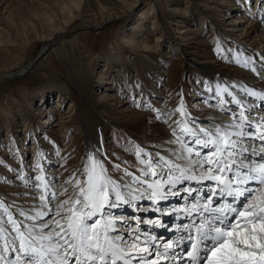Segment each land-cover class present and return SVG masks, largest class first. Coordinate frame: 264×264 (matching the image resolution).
Segmentation results:
<instances>
[{
  "label": "rangeland",
  "instance_id": "rangeland-1",
  "mask_svg": "<svg viewBox=\"0 0 264 264\" xmlns=\"http://www.w3.org/2000/svg\"><path fill=\"white\" fill-rule=\"evenodd\" d=\"M18 1L7 0L5 5L0 6L2 18L10 13L14 26L18 25L19 19H24L25 15L19 13ZM20 1L27 4L29 10L32 9L31 5L34 6L35 3V0ZM100 1L86 0L84 15L80 14L81 18L71 24V28H75V30L71 29L62 36L61 48L52 45L25 73L0 80V108L20 105L19 113L10 118L11 125L9 127L4 124L3 120H0V205H3L0 207V225L5 231L12 228V225L8 223L9 215L15 217V221L21 225V231H25L24 225L32 227L45 221L55 227L54 220L60 218L55 215L58 205L78 191L74 187L76 179H79L81 184L85 181V166L88 165L86 160L87 147L85 131L80 126L79 112L84 114L86 110L89 111V117L93 118L91 127H94L96 122L99 123L100 144L104 150L102 160L108 174L113 179L123 177L125 170L134 174L135 177H141L143 170L148 172V175L141 177V179L156 180L146 164L140 162L143 159L146 162L152 161L154 165H161V167L155 168L158 173H162L156 178L165 180L168 175L165 174L166 167H163L164 162L160 158L173 157L174 155L161 151L164 148L162 141L171 140L179 148L181 147L176 136L173 135V131L181 135L177 121L183 122L187 117L190 124L195 125V129L205 128L213 131L214 125L227 126L231 124L239 117L234 119L233 115L216 108L217 105H221L218 97L225 100V105L222 104L225 107L228 104H233L228 106L238 108L236 106L240 104L236 102L235 96L229 95V98H226L225 95L218 92L225 94L224 92L227 93L228 89L235 88V93H240L239 87H236L232 80V76L237 72L251 74L253 65L254 68L259 69L260 73L262 72L261 67H264V62L260 63L261 56H258V53L249 52V48H247L251 47L249 42L253 40L256 31L250 30L251 33L246 38L249 42L245 43L246 40L241 39L240 32L227 29L228 24L237 25L240 23L239 25L245 26L249 21L248 15L241 22L236 17V9L241 4V0H206L207 2L190 0L186 12L188 15H192L193 19H187L188 21L178 34L183 37L181 32L186 33L191 28L190 26H193L192 24H197L198 27L201 25V37L199 39L207 42V47L203 49L205 53L195 55L199 53L198 46L193 45L194 42H197L196 39L193 40L195 35L191 34L190 39H180L176 31L170 29V22L167 20L168 16L165 10L158 8L157 13L154 11V15L157 14L156 20L159 21L160 26L166 28L167 32L162 30L161 32L164 34L160 35L159 26H155L153 32L156 31V37L160 35L163 42H160L159 50L149 52V54L153 53L152 58L156 57L153 62L156 64L160 62L163 65L161 69L160 67L159 70L151 65L142 64L147 63L150 58L142 63L136 62V68L129 67V63L122 60L120 70H126L125 78L121 77V80L115 81L116 84L113 83L102 90L99 82L95 80L92 66L103 58L108 52V48L119 38L121 31L128 28L131 21L128 17L117 15L118 18H112L103 23L104 15L99 13L103 8L113 9L110 14H120V10L116 7L107 6ZM113 1L122 4L127 3L128 0ZM154 1L159 6L164 3L166 5L172 3L170 0L168 2L165 0ZM183 3L185 1L180 0L179 5L183 7L185 5ZM207 4L210 6L209 9L205 8ZM256 6L260 7V4H256ZM129 8L130 2L123 9L129 10ZM255 9L250 10L248 8L247 13L254 12ZM21 12H23L22 9ZM122 12L124 11L122 10ZM175 19L179 20V18ZM86 20L88 24H85ZM234 20L235 22H233ZM149 21L147 26L151 28L154 21L151 19ZM34 32L36 31L27 32L25 35ZM166 37L179 43L181 54H178L177 48H174V52H170L167 43L170 41H166ZM33 38L32 43L26 48H22L21 44L18 43L14 50L8 53L0 51V75L12 67L21 66L25 62L33 60L38 52H41L44 40L39 37L38 39ZM139 47L141 49L142 45ZM139 47L134 48L139 50ZM141 52L139 55H147ZM192 53L195 54L192 55ZM123 54L125 55V53ZM131 56L134 57L132 53ZM189 59L193 60L194 63L188 62ZM177 63L180 64V68L174 72L169 67L172 64L177 65ZM198 63H207L219 73L220 77L217 78L216 82L207 80L203 76ZM40 91H43V96L40 95ZM114 92L118 94V100H115L117 95ZM102 94L108 99L105 106L102 105L104 104L102 100L100 101ZM241 95L244 96V94ZM242 96L240 98H243ZM245 98L249 99L246 96ZM69 104L73 106L71 108L73 109L72 115H67V119L63 122L64 126H60L62 117L59 114L67 113ZM181 105H183L186 117L181 116L176 111ZM238 109L237 115L242 111L241 106ZM130 113L134 114V117H130ZM262 115L264 116V110ZM48 116L50 123L44 125L43 119ZM206 116L210 118L205 119ZM214 117L222 118L226 122L222 124L209 122L211 128L206 127L208 120L211 121ZM249 118L253 120L252 117ZM197 121L198 123L195 124ZM254 127L256 131L258 128L264 130V123H259L258 127L256 125ZM8 130L9 132H7ZM94 132L97 133L95 129ZM254 142L260 145L264 144V141L258 139L244 138V146L252 147ZM138 149L142 150L140 157H137ZM193 159H195L194 156ZM178 163L181 164L182 161L178 160ZM116 165H119V170H117ZM174 173L178 174V170L175 169L174 172H171V174ZM195 174L200 175V172L197 171ZM41 175L45 177L48 188L56 194L55 198L52 194L50 195L54 202L46 206L48 212L51 209L49 215L44 216L43 219L31 220L12 213L10 208L14 205L13 201L21 200L20 191L27 184L34 193L36 192L37 196H35L36 201L33 203L35 204V211H25L26 218L28 216L35 217L37 212H45V208L40 207L42 188L40 181L36 179ZM67 181L71 182L66 183ZM182 183L186 189L195 190L190 182L182 181ZM147 192L141 194L143 200H146L145 194ZM180 195L183 199L189 194L184 193V191L183 194L182 192L178 193L179 199ZM132 197L130 198L129 195L127 198L129 203L133 202ZM190 200L192 201L193 198ZM118 206L120 205L118 204ZM132 207L122 211L123 216H125L123 217L124 221L122 220V223L118 225L127 227L131 223L134 225L132 230H136L145 237H152L145 231L142 233L143 228L145 229L144 224L148 223L144 220L152 213L147 214L143 211L144 208H139L135 217L133 209L136 207ZM5 208L7 212L4 211ZM106 211L112 218L119 217L121 213L120 211L119 213L112 212L111 215L109 210ZM162 213L163 211L161 213L159 211V215ZM12 214H16L18 219ZM51 215H53L52 218H50ZM140 216L144 219L142 224ZM158 216H152L149 221L161 220ZM124 229H129L127 232L132 231L130 227ZM132 233L128 232L124 237L130 240L133 237ZM44 234H48V229H44ZM110 235L115 237L113 232ZM0 237L8 241L3 233H0ZM19 243L17 237L12 241V247L16 250L11 258V263L17 261L16 254Z\"/></svg>",
  "mask_w": 264,
  "mask_h": 264
},
{
  "label": "snow or ice",
  "instance_id": "snow-or-ice-1",
  "mask_svg": "<svg viewBox=\"0 0 264 264\" xmlns=\"http://www.w3.org/2000/svg\"><path fill=\"white\" fill-rule=\"evenodd\" d=\"M247 91L249 95L264 100V95ZM176 111L186 117L183 105ZM188 123L187 117L183 122L177 121L180 132L191 136L193 145L212 150L202 155L199 149L184 142L183 135L173 131L183 149L177 160L185 161L186 166L161 157L163 167L169 169V175L165 180L156 179L148 184V188L152 189L151 196L166 198L163 196L164 186L171 185L168 191H172L177 183L184 180L215 181L216 187L210 189L211 195L203 198L207 202L196 203L188 211L189 215L196 212L204 219L198 226H186L195 227L199 234L198 237H189L196 242L192 243V251L186 252V255L191 258L192 264H264V144L260 145L258 151L254 147L244 146L245 137L264 141V130L258 128L255 134L246 131L251 128V124L243 110L238 121L227 126L214 125V131L190 128ZM141 151L137 150V157H140ZM193 156L196 158L193 159ZM88 161L83 184L76 179L74 187L78 191L58 205L55 215L60 218L54 220L55 227L45 221L32 227L24 225L25 231H21V225L11 215L8 216V223L20 241L19 251L28 257L25 264H117V261L132 264V260H138V264H159L161 260H168L170 255H174L170 253L174 243L168 241L163 244L164 252L157 250L156 258L148 261L146 254H152L148 239L142 240L139 235H133L130 240L121 235H110L116 231L117 218L110 217L106 210L117 207L118 202L130 201L122 194L121 184L108 175L100 160L89 155ZM140 162L146 164L153 177L162 175L155 170L161 165L143 159ZM116 168L119 170V165ZM173 168L178 170V176L171 174ZM197 171L200 172L199 177L195 174ZM125 175L131 173L125 170ZM146 175L148 172L142 170L141 177ZM141 177H134L133 182L145 183ZM36 179L46 191L48 185L45 177L41 175ZM250 184L255 187H249ZM185 190L191 196L192 190ZM52 196L55 198L56 194L52 193ZM225 196L231 197L232 202L226 203L224 207L213 206L214 198ZM132 199L137 197L133 196ZM40 200L47 206L44 195H41ZM4 211L7 212V209ZM49 212H37L35 217L28 216L27 219H43ZM44 229H48L47 235ZM3 232L4 228L0 225V233ZM157 239L155 236L150 237L151 242ZM205 240L209 243L204 245L205 252L201 258V243ZM132 252L139 255L133 256Z\"/></svg>",
  "mask_w": 264,
  "mask_h": 264
},
{
  "label": "bare ground",
  "instance_id": "bare-ground-1",
  "mask_svg": "<svg viewBox=\"0 0 264 264\" xmlns=\"http://www.w3.org/2000/svg\"><path fill=\"white\" fill-rule=\"evenodd\" d=\"M165 1L168 2V0H165ZM170 1H172L171 4L166 5V3H164V4H162V6H159L154 0H128L127 3L124 2L122 4H118V2H114L113 0H101L100 1V2H103L107 6L109 5L112 8L116 7L120 10V14H118V13L110 14L113 9L110 10L109 7H107V9L103 8L101 10V12H99V13H101V15H104L103 23L109 21L112 18H118V17H116L117 15H120L119 17H126V18L128 17V19L131 21L128 28L122 30L120 35H119V38L116 41H114V43L110 46V48H108L109 50L103 56V58L101 60L97 61L96 63H94L93 64L94 66H92L95 80L97 82H99L98 84H100V87L102 90L107 88V86H111L113 83L116 84L115 81L117 82L118 79L121 80L120 79L121 77L125 78L126 70H122V69L120 70L122 60H125L126 63H129V67L136 68V66H135L136 62L142 63L145 60H147L148 58H150L147 63H142V64H144V65L148 64V65H151L152 67L158 68V69L160 67V69H161V67L163 65L160 62H157V64H156V62H153L156 60L155 59L156 57L152 58L153 53L149 54V52H152V51L156 52L157 50H159L160 42H163V40H161L160 35L164 34V32H161V31L165 30V32H167V30L165 27L160 26L159 21L156 20L157 14L154 15V11H155V13H157L158 8L159 9L163 8L165 10V13L168 16L167 20L170 22L169 23L170 29L176 31L177 34L185 26V23L188 20L193 19L192 15L190 16L186 12L188 10L190 0H184L185 3H183V4H185V5L183 7H181L179 5L180 0H170ZM201 1L207 2L206 0H201ZM249 1H251L252 3ZM6 2H7V0H0V6L3 4L5 5ZM129 2H130L129 10H124L123 8L125 6H127ZM256 4L257 5L260 4V7L256 6ZM18 5H19V10H20L19 13L21 15L25 14L24 19H19V22L17 23L18 25L14 26V22L12 21V16L10 13H8V16H6L4 18H2V15H0V51H3L4 53H8L9 51L14 50V47L18 43L21 44L20 46H22V48H26L29 44L32 43L31 40L33 37L35 39H38V37H39V38L44 40L43 48H42L40 53L38 52V54L33 58V60L27 61L24 64H22L21 66L19 65L17 67H12L10 70H7L4 74H1L0 80L7 79L11 76H15V75L25 73L43 55V53L48 48H50L52 45H56L59 48H61L62 36L71 29L75 30V28H71V24L73 22H75L77 19H80L81 15H84V12L86 11V10L84 11V9H86L85 8L86 7V0H35V3L33 4L34 6L31 5L32 9H30V10L27 8L28 7L27 4H25L23 1L19 0ZM25 8H27V9L24 10ZM205 8L209 9L210 8L209 4H207L205 6ZM248 8L250 10L254 9V8H256V9L254 10V12L247 13ZM21 9L23 10V12H21ZM104 10H105V12H103ZM122 10L124 12H122ZM236 10H237V16L236 17L239 19V22L243 21V19L246 17V15H248L249 21L245 26L239 25L240 23L237 25L236 24H232V25L228 24L227 29L230 31H233V32H240L241 36H242L241 39H243V40H246V38H248V36L251 33L250 30H255L256 33H255L253 40L250 42L248 40H246L245 43L249 42V45L251 46V47H247V48H249V52L251 51V53L252 52H254L256 54L258 53L257 55L261 56V62L260 63L264 62V2H262V0H241V4L239 5V7ZM252 14H254V15H252ZM169 16H170V18H169ZM175 18H179V20H176ZM150 19L154 21L153 26L151 28H149L147 26V24H148L147 22H150L149 21ZM182 19H183V22H182ZM180 22H181V24H180ZM233 22H235V20ZM85 24H88L87 20L85 21ZM156 25H158L159 29H160V33H159L160 35H157L158 37H156V34H155L156 31L153 32ZM192 25L193 26H190L191 28H189L186 31V33L184 31L181 32L183 37H181L179 34L178 35L180 36V39L186 40V39L191 38V34H194L195 37L193 38V40L196 39L197 42H194L193 45L198 46L197 48H199V53H197V54L192 53V55L193 54L203 55L205 53V52H203V49L207 47V42L204 41L203 39H199L201 37V25H199V27L197 24H195V25L192 24ZM83 28H86V27H83ZM34 30L36 32L25 35L27 32H30V31L33 32ZM188 34H190V35H188ZM34 35H36V36H34ZM152 39H153V42H152ZM170 39L171 38H168V37L165 38L166 41H170V42H167L168 46L170 48V52L171 51L174 52V48H177L178 54H181L182 51H181V48L179 46V43L175 42L174 40H170ZM140 45H142L141 49L139 47ZM134 47H139V50L135 49ZM140 52L147 54V55H139ZM123 53H125V55ZM131 53L134 55V57L133 56L130 57ZM190 61H192L194 63L193 60L189 59L188 62H190ZM198 67L200 68L199 69L200 72L203 74V76L207 80H211L212 82H216L217 78L220 77L219 73H217V71L213 70V67H210L207 63H198ZM254 67H255L254 65L251 67V69H252L251 74H248L246 72H243V73L237 72V74H234L232 76V80L234 82V85L236 87H239L240 93H235V88L228 89L227 93L224 92L225 94L218 92L221 95H225L226 98H229V93H231V96L236 97V101H240L239 106H241V109L244 111L245 115L253 118V120H250V118H249L251 128L246 129V131H250L253 134L256 133V129H255L254 125H256L258 127L259 123H264V116L262 115V111L264 110V100L259 99L258 96L249 95L248 91H247V90H251V91H254L256 93H260L261 95H264V67L263 66L261 67V70H262L261 73H260L258 68H254ZM169 68L175 72L177 70V68H180V64H178V63H177V65L172 64V65H170ZM158 69H156V70H158ZM111 70H114V71L112 72ZM151 70H153V68H151ZM42 92L43 91H40L41 96H43ZM241 94H244V96H242ZM115 95H117V97H115V100H118V94L115 93ZM240 96H242L243 98H240ZM245 96L248 97L249 99L245 98ZM219 99H220L221 105L220 106L217 105L216 108L220 109V111H222V112L225 111L226 113L233 115L234 119L236 117L240 116L241 112H239V114L237 115V112L239 111V109H238L239 106H236L238 108L228 106V105H233V104H228V105L226 104L227 105L226 107L222 106V104L225 103V100L218 97V100ZM101 100H102V103H104L102 105L105 106L107 101H108V99L105 97V95L100 96V101ZM227 107H229V108H227ZM71 108H73V106H71V104H69V107L67 109V113L62 114V115L59 114V116L62 117V121H60V123H59L60 126H64L63 122L65 121V119H67L66 118L67 115L68 116L72 115L71 113H72L73 109H71ZM19 110H20V105H18V106L15 105L13 107H2V108H0V120H3L4 124H6L9 127V125H11L10 118H12V116L15 115L16 113L18 114ZM89 114L90 113L88 110H86V112L84 114L79 112L80 126L85 131V137H86V147H87L86 160H87V163L89 164L88 157H89V155H92L96 159L100 160L101 163L103 164L104 168H105V165H104L103 160H102V157L104 155V153H103L104 150H102V147L100 144L101 135H99V132H100L99 123L98 122L95 123V121H94L95 126L91 127L90 124H91L93 118L89 117ZM210 114H208V115H210ZM129 116L134 117V114L130 113ZM49 118L50 117L48 116V117L43 119L44 125L50 123ZM206 118H207V116L205 117V119ZM209 118H207V119H209ZM235 121H238V119H235ZM209 122L222 124V123H225L226 120H222V118L218 119L215 117L211 121L208 120L206 127L211 128ZM197 123H198V121L195 124H197ZM188 126L190 128L195 127V125L190 124V122L188 123ZM94 129L97 131V133L94 132ZM7 132H9V130ZM181 135H183V134L181 133ZM183 140L188 145L199 149L201 151L202 155L204 153H208L212 150L210 148H200V146L193 145L192 144L193 138L189 135H183ZM170 141L171 140H165V141L163 140L162 141V145L164 146V148H162L161 151L164 153H170V154L174 155L173 157L168 156L165 158L171 160L173 163H178V160L176 157L179 155L180 152L181 153L183 152V149L181 147L179 148L173 141H171V143H170ZM252 147H254L258 151L260 144H256V142H254ZM254 159H258V157H254ZM185 164H186V162L182 161L181 165L185 166ZM174 170H175V168H173L171 170V172H174ZM165 174L169 175V169L167 167H166ZM108 175L111 176L110 174H108ZM172 175L178 176L179 172H178V174L174 173ZM199 176L200 175H197V177H199ZM130 177H129V175L128 176L124 175L120 179H115V180L121 184L122 194L126 198H128L130 195V198H131V196H135V197H137V199L133 200V202L129 203V204L123 203V202H118V204L120 206L110 207L107 210H109L111 215H112V212H115V213H119V211L121 212L120 216L116 217L117 218L116 219V223H117L116 224V231L113 232L115 236L116 235L125 236L128 232L129 233L133 232L132 233L133 235H139L142 240L148 239L150 241L151 248H152V254L151 255L146 254V258H148L149 256H152L153 250L158 249L159 246L164 244V242L161 241V238L164 235L159 231L156 232V230L158 228L165 227V224H167V222L169 221V218L174 217V215H173L174 211L172 209L174 207L171 206V204H177L176 202H184L188 206H193L196 201H199L200 203H206L207 202L206 199H203V198L210 196L211 195L210 189L216 187L215 181L197 182L196 180H184V182H190L195 187V190H192L191 196L186 195V197L182 199V195H180V199H179L178 193L180 194L182 192V194H183V191H184V193L189 194V192L185 190L186 188L184 187V185H182L183 183L182 182L177 183L176 187L173 188L172 191H168V189L171 187V185H165L163 188V196L166 197L168 204L163 205V204H159V203H154L153 197L150 194V190L148 189V184L153 183L154 182L153 180H151V179L146 180L145 179L144 180L145 183L139 184V183L133 182V178L135 177L134 174H131ZM155 179H158V178L155 177ZM159 179H161V178H159ZM67 180H68V177H67ZM248 186L249 187H255L254 184H250ZM144 188H146V189H144ZM41 190H42L41 195H44L47 199V202H48L47 206L51 202H54L50 196L53 193L52 189H49L47 187L46 191L44 189H41ZM48 191H50V192H48ZM146 191H148L147 194H145L146 200H143L141 197V194H143ZM20 194H21V196H20L21 200L17 199L15 201H13L14 205L10 209H11L12 213H16L17 215L27 219L25 216V211H29V212L35 211V209H34L35 204H33V203H34V201H36L35 196H37V195H36V192L34 193L33 190H31V187L28 184L22 188V190L20 191ZM189 197L193 198V200L191 201ZM217 201H218L217 197L214 198V205H213L214 207H217ZM224 201H226L228 203L232 202V198L227 197L224 199ZM40 202L43 204V205L40 204V207L45 208L44 211L48 212V210H46V206L44 205V203L41 200H40ZM132 205H134V206L132 207ZM130 206L132 208L136 207L133 209V212H135V215H134L135 217H136V211L139 208H144L143 211H145L147 214L152 213V215H149L146 217L147 220L143 219L144 215H142L143 217L140 216L141 224L144 221L148 222L152 216H158L159 211H160V213L163 211V213L158 216L161 219V220H158L159 223H156V221L152 222V223H146V224H144L145 229L143 228V230H142V233H143V231H145L146 234L157 237L158 238L157 241L151 242L149 236L145 237V236L141 235L139 232H137L136 230H132L131 228L134 225H132L129 222H127V223H129V225H127V227L128 228L130 227V229L132 230L131 232L130 231L127 232V230H129V229H127V230L124 229V228H127V227H124V225H123L124 228L122 226L118 225V224L122 223L121 222L122 220L124 221L123 217H125V216H123L122 211H124V210L126 211V209ZM234 206H239V205L234 204ZM21 213H24V215H21ZM157 213H158V215H157ZM166 213H167V215L164 216V214H166ZM16 214H12V215L16 216ZM52 216L53 215H51L50 218H52ZM13 219L15 220V217H13ZM17 219H18V217H17ZM136 220H137V218H136ZM90 223H91V221H90ZM132 223H134V222H132ZM138 227H140V225H138ZM136 228H137V226H136ZM150 231H151V233H150ZM3 234L7 237L8 241L6 239H4L3 237H0L1 238L0 239V246L2 249L0 251V257H2V259H0V264H25V261L28 260V257L24 256L23 253H21L19 251V248H17L18 251L16 254V256H17L16 260L17 261H15L14 263H11V258L14 254V251H13L14 248L12 247V241L14 240L15 237H17V233L12 231V228H10L9 231L4 230ZM6 243H7V248H8L7 251H5V244ZM171 252L178 254L179 249L177 247H174ZM132 255L138 256L139 254L136 252H132ZM18 257H19V259H18Z\"/></svg>",
  "mask_w": 264,
  "mask_h": 264
},
{
  "label": "water",
  "instance_id": "water-1",
  "mask_svg": "<svg viewBox=\"0 0 264 264\" xmlns=\"http://www.w3.org/2000/svg\"><path fill=\"white\" fill-rule=\"evenodd\" d=\"M38 52V51H37Z\"/></svg>",
  "mask_w": 264,
  "mask_h": 264
}]
</instances>
